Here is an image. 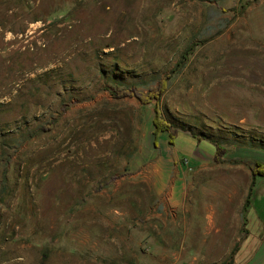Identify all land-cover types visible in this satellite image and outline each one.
<instances>
[{
    "label": "rangeland",
    "instance_id": "374dc122",
    "mask_svg": "<svg viewBox=\"0 0 264 264\" xmlns=\"http://www.w3.org/2000/svg\"><path fill=\"white\" fill-rule=\"evenodd\" d=\"M260 142L264 0H0V264H227Z\"/></svg>",
    "mask_w": 264,
    "mask_h": 264
},
{
    "label": "trees",
    "instance_id": "16d2710c",
    "mask_svg": "<svg viewBox=\"0 0 264 264\" xmlns=\"http://www.w3.org/2000/svg\"><path fill=\"white\" fill-rule=\"evenodd\" d=\"M167 83H168L167 81L161 82V84L159 85V88L156 91L149 92V94H144V93L138 91L137 87H135V86H133L127 90H124L121 93L113 94L114 97L117 99H126V98L137 99L138 101L141 102L142 105H148L152 101H156L155 118L153 121L154 129H155L154 130V137H155V141H156V146H158V139L157 138H159L160 133H162V132H169L170 133L171 131H173V134L171 135V144H172L173 136L176 134V132L178 130H181V129L175 128V126L173 124H171L169 122L167 123L163 119V116L161 113L160 100L167 90ZM188 133H190L194 138H196L200 141L206 140V139L200 138V136H198L195 133H192V132H188ZM206 141L212 143L217 149V155L214 159V162L221 163L222 159L228 153L227 150L225 148H223L222 145L217 141H213V140H206ZM251 147L264 151V143L263 142H260L258 145H255L254 143H252ZM250 169H251V172L253 173L254 177H264V165L263 164L253 163L252 165H250ZM250 204H251V202H248V205L246 207V211L248 210ZM234 257L235 256H232L230 258V260L227 262V264H234Z\"/></svg>",
    "mask_w": 264,
    "mask_h": 264
},
{
    "label": "crops",
    "instance_id": "0c3cea01",
    "mask_svg": "<svg viewBox=\"0 0 264 264\" xmlns=\"http://www.w3.org/2000/svg\"><path fill=\"white\" fill-rule=\"evenodd\" d=\"M180 156V155H178ZM181 157V156H180ZM202 161H208L204 160L202 158L199 159ZM211 160V159H210ZM174 190V189H173ZM155 191L158 194H162L165 191V188H156L155 184ZM244 240H242L239 248L236 251V255L234 257V264H264V240H262L257 246L252 247L251 251L248 254H245L244 256H241L243 249L245 247Z\"/></svg>",
    "mask_w": 264,
    "mask_h": 264
}]
</instances>
